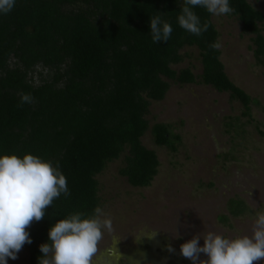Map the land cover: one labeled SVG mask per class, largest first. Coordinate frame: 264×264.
<instances>
[{
    "label": "trees",
    "instance_id": "1",
    "mask_svg": "<svg viewBox=\"0 0 264 264\" xmlns=\"http://www.w3.org/2000/svg\"><path fill=\"white\" fill-rule=\"evenodd\" d=\"M230 4L244 30L256 34L254 54L264 67V37L258 31L264 13L249 0ZM180 10L178 0H17L9 14L0 15V154L30 153L58 162L70 190L27 229L33 242L23 248L31 264H38L40 245L48 242L54 223L101 207L97 177L127 149L121 174L133 187L152 184L160 161L155 150L142 145L149 128L144 117L150 99L165 98L169 81H197L191 68L172 67L184 47L200 49V82L231 92L251 116L252 97L229 79L220 49L210 47L219 41L212 15L195 9L210 25L195 36L178 25ZM156 15L173 27L167 42H152L150 16ZM38 70L45 77L39 84ZM23 94L32 102L21 105ZM153 136L157 145L177 151L181 137L170 125H155Z\"/></svg>",
    "mask_w": 264,
    "mask_h": 264
},
{
    "label": "rangeland",
    "instance_id": "2",
    "mask_svg": "<svg viewBox=\"0 0 264 264\" xmlns=\"http://www.w3.org/2000/svg\"><path fill=\"white\" fill-rule=\"evenodd\" d=\"M249 2L264 13V0ZM211 21L219 32L225 73L253 99L251 116H245L244 105L231 92L200 82V49L184 47L181 61L172 67L191 68L197 81H169L165 98L150 99L144 117L149 128L142 145L155 150L160 161L152 184L133 187L120 174L129 149L98 175L101 207L113 228L105 231L93 264H114L110 250L122 256L119 264H192L180 253L182 243L207 231L251 235L254 212L264 209V67L254 54L256 34L245 31L233 14ZM258 31L264 37V22ZM39 73L37 84L45 78ZM161 123L180 135L177 151L155 143L153 127ZM200 259L208 257L201 254ZM8 264H31L28 250L22 248Z\"/></svg>",
    "mask_w": 264,
    "mask_h": 264
},
{
    "label": "clouds",
    "instance_id": "3",
    "mask_svg": "<svg viewBox=\"0 0 264 264\" xmlns=\"http://www.w3.org/2000/svg\"><path fill=\"white\" fill-rule=\"evenodd\" d=\"M181 10L178 25L186 32L201 36L209 28L202 23L196 8L205 9L212 16L233 13L230 0H178ZM17 0H0V15L9 14ZM159 12V11H158ZM173 32L170 22L162 16H150V36L154 44L169 41ZM219 49V41L210 45ZM30 94H23L21 105L31 103ZM70 195L67 178L59 163L34 154H0V264L16 260L23 246L31 244L27 230L33 221L39 222L46 215L48 206ZM53 216L54 212L52 213ZM112 219L104 209L97 206L91 214L73 212L54 223L48 232V242L40 245L38 264H93L98 245L105 231L111 232ZM152 233L149 238L155 236ZM203 238V245L200 240ZM169 252L175 249L169 245ZM181 255L192 264H253L264 260V209L254 212L251 235L226 236L215 231L195 235L180 245ZM201 254L208 259L201 260ZM114 264H119L121 255L112 252ZM130 264H139L131 261Z\"/></svg>",
    "mask_w": 264,
    "mask_h": 264
},
{
    "label": "flooded vegetation",
    "instance_id": "4",
    "mask_svg": "<svg viewBox=\"0 0 264 264\" xmlns=\"http://www.w3.org/2000/svg\"><path fill=\"white\" fill-rule=\"evenodd\" d=\"M161 124H164V123H161ZM168 125V124H167ZM109 164V163H108ZM106 169V168H105ZM122 168H120V170H121ZM104 172V171H103ZM120 172V171H119ZM120 174H121V172H120ZM122 175V174H121ZM123 176V175H122ZM123 177H125V176H123ZM98 178V177H97ZM131 185V184H130ZM100 186V185H99ZM99 195H100V192H99Z\"/></svg>",
    "mask_w": 264,
    "mask_h": 264
}]
</instances>
